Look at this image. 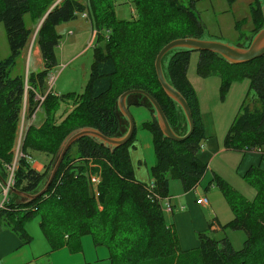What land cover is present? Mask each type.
<instances>
[{
  "label": "trees",
  "instance_id": "1",
  "mask_svg": "<svg viewBox=\"0 0 264 264\" xmlns=\"http://www.w3.org/2000/svg\"><path fill=\"white\" fill-rule=\"evenodd\" d=\"M106 1L0 0V23L10 50L0 60V180L7 176L6 165L13 159L24 100V120L37 107L44 114L41 126L27 124L22 130L21 156L17 157L13 171V187L20 191L33 193L41 188L60 143L73 130L92 127L106 136H118L121 122L126 120L117 109V98L124 91L141 89L149 93L159 103L172 130L178 135L187 131L183 130L186 120L181 110L157 81L153 62L159 50L174 39L202 38L199 17L178 0H130L135 17L119 20ZM46 13L34 40L43 62L42 70L11 76L32 32L25 27L23 16L29 15L31 23L38 24ZM83 13L90 19L97 38L88 83L79 95L58 96L47 90L60 40L55 30L59 24ZM253 14L258 17L256 32L263 19L255 9ZM193 52L199 56L196 69L200 75L212 73L215 65L245 71L259 107L240 106L224 136L223 147L242 155L257 152L264 161V55L251 64L239 66L209 52L173 50L164 56L167 57L164 74L186 100L194 130L186 139L173 141L163 136L154 117L143 122L141 127L152 134L154 149L151 190L133 175L129 147L134 135L117 147L82 137L67 149L43 196L16 204L13 201L18 197L9 195L0 208V229L9 228L27 243L31 237L26 234L24 223L39 214L40 231L51 251L63 247L80 251L76 247L80 237L90 235L95 247L107 249L110 264H264V168L260 165L251 166L243 175L256 188L252 199L228 190L222 179L210 181L223 190L232 212L230 220L221 225L214 219L216 224L245 233L239 250L226 237L214 239L206 233L197 234V247L181 249L174 228L166 223L161 202L151 198V194L169 197L168 184L172 179L180 181L183 192L192 191L207 169V164L198 157L205 132L196 93L186 74ZM242 76L243 71L238 79ZM36 95L43 97L40 105ZM129 96L140 100L127 102L128 105L145 104L153 113L143 96ZM64 97L72 100V108L56 120L59 99ZM33 153L47 158L42 172L32 168ZM93 176L97 178L94 185Z\"/></svg>",
  "mask_w": 264,
  "mask_h": 264
},
{
  "label": "rangeland",
  "instance_id": "2",
  "mask_svg": "<svg viewBox=\"0 0 264 264\" xmlns=\"http://www.w3.org/2000/svg\"><path fill=\"white\" fill-rule=\"evenodd\" d=\"M79 1L85 2L86 0ZM129 1L130 0H113V2H111L108 0L106 2H108V6L112 9L115 18L119 20H131L133 16L135 17L136 12L134 13L133 7ZM57 2H59V0H57ZM178 2L191 8L193 13L199 17L201 26L203 27L202 38L204 39L219 40L232 45L246 46L251 37L255 34L254 27L258 23V17L256 18V15L253 14V9H255L258 14L262 15L264 22V0H178ZM130 5L132 10H130ZM46 15L47 13L41 19L45 18ZM30 18L29 15L23 16L25 27L33 29L31 39L34 36L33 39L35 40L36 32L40 25L39 23H31ZM55 32L60 35V40L55 50L56 65L50 70L47 80V90L58 96L66 95L68 93L79 95L84 91L85 86L88 83L90 67L93 61V46L97 42V38H95L94 32L92 34V28L90 27L88 20L83 19L80 15L71 21L59 24ZM33 39L29 41L27 50L25 51L24 49V52L27 54L26 62L23 63L22 60L17 59L11 70V76L19 74L26 75L28 71L35 69L37 58L32 52L34 47ZM9 54L10 50L4 26L0 23V60L6 58ZM198 58V53H191L186 74L188 81L196 93L200 115L204 118L206 128L209 133L214 134L213 142L216 149L211 152V156H205L208 147H206L204 154H200L206 161L207 169L203 178L195 188L196 190L194 189L186 194L182 190L180 181L172 179L168 184V195L172 197V202L177 204L184 203L189 199H194L196 194H198L207 199L208 208L203 209V215L205 217L202 230H198V225L196 224L191 225L189 220L184 223L175 224L174 230L177 235L183 238L185 243H189L192 233L198 244L197 234L206 233L214 239L226 237L230 241L232 247L235 250H239L245 239V233L243 230L220 227L217 230H212L209 226L214 219H217L219 224L222 225L232 218V212L223 190L217 187L215 182L210 181L212 178L222 179L228 190H233L246 199H252L254 197L256 188L250 181H247L243 175L253 163H255L253 166L260 165L261 168H264V161L258 162L257 155L253 152H248L242 155L233 150L223 149V140L231 121L238 112L240 106L245 104L251 109L257 108L259 107V101L255 93L249 89V79L244 75V70H242L243 76L240 79H238V77L242 74L241 70H230L220 65H215L216 68L212 73L206 76L200 75L197 73L196 69ZM166 59L167 57L162 59V68L164 71ZM146 60L147 58L144 59V61ZM129 97L130 96L127 97L126 103L134 101L135 99L140 100L139 97ZM42 100L38 101L39 105ZM72 104V100H68L67 97H64V100L59 99V104L54 114L55 119H62L72 108ZM130 111L134 116L133 118L137 121V127H135L136 132L134 130L136 138L142 141L145 152H147L145 148H148V157L153 160L151 162V164H153L154 152H152L151 143H148L147 146L144 140L145 136L142 135L145 133L150 136L151 132L141 127V123L145 121L148 109L146 107L132 105L130 106ZM39 112L42 113V116L44 115L43 111L38 108L35 113L33 112L31 114V117L28 120H24L23 116L22 130L26 127L28 122L34 121V124H37V114L41 115ZM35 117L36 119L34 120ZM19 123L17 126V139L20 128ZM184 124L185 126L183 130L188 129L187 122L183 123V125ZM127 126L126 121L121 122V131L118 136H122L126 132ZM203 142L202 147H205L208 142ZM16 145L14 147V153L16 151ZM202 147L200 148V151L202 150ZM34 155L35 154L33 153V160L35 157ZM8 165H6V171L8 170ZM91 182L93 185L96 184L97 178L93 176ZM196 198H198V196ZM175 211L174 208L173 212ZM164 214L165 220L170 223L172 212H164ZM39 222L40 216L39 214H35L24 223L26 234L28 233L27 235L32 237L31 241L25 244L28 248H33L34 246H37L38 243H40L39 248H41V240L46 244L40 232ZM84 238H87L89 241L88 248H85V252L89 258V254L94 256L95 250L92 248L94 246L90 235L83 236L82 240ZM181 244L184 245L183 242H181ZM39 248L37 251H40ZM100 248H103V246ZM78 258L80 259H78V261L76 259V263L79 264L81 257Z\"/></svg>",
  "mask_w": 264,
  "mask_h": 264
},
{
  "label": "crops",
  "instance_id": "3",
  "mask_svg": "<svg viewBox=\"0 0 264 264\" xmlns=\"http://www.w3.org/2000/svg\"><path fill=\"white\" fill-rule=\"evenodd\" d=\"M130 10H132L131 6H130ZM83 14L85 16L82 18L85 20H88L90 27L92 28V24H91L90 19H88L86 13H83ZM31 31H33V29H31ZM93 32L95 33V31L92 28V34H93ZM31 34H32V32H31ZM33 37H32V39H33ZM32 39H31V35H30V40H32ZM33 42H34V39H33ZM35 44H34V47L32 49V52H33V55L37 58V62L35 64V69H32V71H30V72H38V71L42 70V68H43V62L40 58L39 48H38L37 44L36 45ZM26 50H27V47L25 48V51ZM26 55L27 54L23 50L21 52V55L17 59L22 60L24 63V62H26ZM25 72H26V70H25ZM130 106H132V105H128V108H129V112L131 113ZM142 107H146L148 109V112H146L145 121L151 120L152 114H151L150 109L145 104H143ZM39 113L41 115L37 114V118H38L37 124H34V121L28 122V124H33L36 127L41 126V124L44 121V115L42 116V113L41 112H39ZM131 115H132V113H131ZM132 117H134V116L132 115ZM35 119H36V117L34 118V120ZM201 119H202L204 129H205V133H204L205 134V143H207V142L208 143L205 147H202V150L204 149L203 151L201 150L202 152L199 151L198 157L201 161L206 163L205 159H203L200 154H204L206 151V147H208L207 153H205V156H211V152L214 151L216 149V147L214 146V142H213L214 134L209 133L208 129L206 128L204 118L202 116H201ZM133 120H134V126L137 127L136 126L137 121L134 118H133ZM145 121H143V122H145ZM143 122L141 124H143ZM135 132H136V128H135ZM135 132H134V140L132 142V145L129 147V157H130V162L132 165L133 175L137 181L142 182L146 185L151 184L152 182H151V177H150V168H151V166H153L154 163L151 164V162L153 160H151L150 157H148V153H147L148 148L147 149L145 148V150H147V152H145L143 149L142 141L140 139L136 138ZM142 135L145 136L144 140H145V143L147 144V146H148V143H151V146H152L151 149H152V152H154L153 143H152V135L150 134L151 138L148 134L143 133ZM149 147H150V145H149ZM223 149H225V148L223 147ZM149 151H150V149H149ZM253 153H255L257 155L258 162H260L261 161L260 155L257 152H253ZM34 156L35 157H34V160L32 161V168L37 172H42L43 168H44V163L46 162L47 158L43 154H38V153H35ZM253 165H255V163L251 164L249 166V168ZM189 192H191V191H189ZM189 192H186V194ZM197 196H198V198L201 197L200 195L196 194V197ZM196 197L194 199H189V200L185 201L184 203H177L176 204V203L172 202V197L169 196V200H170V203L172 205V209L174 211V208H175L176 211L175 212L172 211L171 221H170V223L166 221L167 225H172V227L174 228L175 224L184 223L185 221L189 220L191 225L196 224V225H198V227H197L198 230H202L203 225H204V217H205L203 215V209L208 208V205L207 206L197 205L195 203V200L197 199ZM218 223H219V221H218ZM210 224H212L211 225L212 230H217L219 228V225H217L216 221H214V220ZM192 232H194V231H192ZM41 235H42V233H41ZM84 236H86V235H84ZM177 237H178L179 245L181 244V242L184 243V245H182V244L180 245L181 249H183V250L195 248L198 245L196 242V238L192 235V233H191L189 243H185L183 241V238L180 237L179 235H177ZM82 238H83V236L80 237V239L78 241V246H76V247L80 248L79 249L80 251L77 250L78 252L72 251L70 247H63V248H60L58 250L51 251V249H50L48 243L46 242L45 238H44V240H45L46 244L44 242H42V240H41V248H39L40 243H38V245L34 246L33 248H28L25 244L29 243L31 241V239L27 243H23L19 239L17 234L14 233L12 230H10L9 228H5V229L2 228V229H0V264H78V263H76V259H77V261H78V259H80L78 257H81V261L79 264H94V263L110 264V261L108 259V257H109L108 251L105 247L100 248L102 246L95 247L93 245L94 247H92V248H94L95 254H94V256L92 254H89V258H88V255L85 252V248H88L89 241L87 238H84L83 240H82ZM91 241H92V238H91ZM92 244H93V241H92ZM82 245H83V250H82ZM38 248L40 251H37Z\"/></svg>",
  "mask_w": 264,
  "mask_h": 264
},
{
  "label": "water",
  "instance_id": "4",
  "mask_svg": "<svg viewBox=\"0 0 264 264\" xmlns=\"http://www.w3.org/2000/svg\"><path fill=\"white\" fill-rule=\"evenodd\" d=\"M43 19H41L39 25H41ZM173 50L209 52L218 55L220 58L232 65L241 66L251 64L253 61L264 55V22L262 27L251 37L246 46L232 45L219 40L204 38H177L165 44L156 54L154 59V70L157 81L164 94L177 104L184 115L188 125V129L184 135H178L172 130L159 103L149 93L141 89L124 91L117 98V109L121 116L127 121L128 126L126 132L122 136L109 137L92 127H82L73 130L60 143L52 165L50 166L47 175L41 182V188L33 193H26L11 186L9 195H15L18 197V199L13 202L16 204H26L43 196L55 177L67 149L79 138H95L110 147H117L127 143L133 136L135 130L134 120L129 112L128 104L126 103V99L129 95L139 94L149 102L150 106L153 108L152 117L156 119L157 125L164 137L173 141H182L189 137L194 130V121L191 110L183 96L168 82L162 68V59L166 56V54Z\"/></svg>",
  "mask_w": 264,
  "mask_h": 264
},
{
  "label": "built area",
  "instance_id": "5",
  "mask_svg": "<svg viewBox=\"0 0 264 264\" xmlns=\"http://www.w3.org/2000/svg\"><path fill=\"white\" fill-rule=\"evenodd\" d=\"M81 17H84L85 15L82 14L80 15ZM36 100L41 101L43 97H40L36 95L35 97ZM38 110V107L35 108L34 113ZM25 112V104L22 109V114H21V121H20V128H19V136L17 139V145H16V151L14 153L13 160L10 165L7 166V177L3 180H0V197H1V203H0V208L4 206V203L7 201L10 193V187L13 186V171L15 167V162L17 157L21 156V152L19 151V145H20V139H21V131H22V126H23V116ZM147 187L149 190H151L152 184H147ZM151 198L155 199L156 201L161 202L162 208L164 212L170 213L172 212V205L170 203L169 197L165 198H160L159 196H156L154 194H151ZM195 203L200 206H206L208 204V201L205 197H199L195 200Z\"/></svg>",
  "mask_w": 264,
  "mask_h": 264
}]
</instances>
